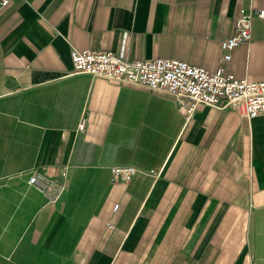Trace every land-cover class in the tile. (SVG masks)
<instances>
[{
  "label": "crops",
  "instance_id": "1",
  "mask_svg": "<svg viewBox=\"0 0 264 264\" xmlns=\"http://www.w3.org/2000/svg\"><path fill=\"white\" fill-rule=\"evenodd\" d=\"M249 8L264 0H15L0 11V264H264V114L188 112L165 93L71 74L76 49L263 82L264 18L223 60ZM117 165L139 173L112 182ZM34 175L50 187L30 185Z\"/></svg>",
  "mask_w": 264,
  "mask_h": 264
},
{
  "label": "built area",
  "instance_id": "2",
  "mask_svg": "<svg viewBox=\"0 0 264 264\" xmlns=\"http://www.w3.org/2000/svg\"><path fill=\"white\" fill-rule=\"evenodd\" d=\"M14 1L0 0V11ZM255 17L264 18V10L249 8L239 11L235 21V34L221 42L225 62L231 60V53L237 46L253 40ZM71 57V74H88L94 78L165 93L174 97L179 107L188 112L206 106L234 108L241 116L249 119L264 114V81L248 82L236 79L224 67L211 72L178 59L127 60L112 52L76 49L72 50ZM86 125L83 115L77 132H83ZM68 169V166L64 167V176ZM110 170L112 182H130L139 173L137 168L130 165L112 166ZM39 178L37 175L30 177L29 184L37 186Z\"/></svg>",
  "mask_w": 264,
  "mask_h": 264
},
{
  "label": "clouds",
  "instance_id": "3",
  "mask_svg": "<svg viewBox=\"0 0 264 264\" xmlns=\"http://www.w3.org/2000/svg\"><path fill=\"white\" fill-rule=\"evenodd\" d=\"M134 143H135L134 141H129V146H130V147H133V146H134ZM91 151H92V149L90 148V149H89V152H91ZM116 153H117V152H115V153H110V152L107 151L106 155H107L108 160H109V161L114 160V159H115V155H116Z\"/></svg>",
  "mask_w": 264,
  "mask_h": 264
},
{
  "label": "water",
  "instance_id": "4",
  "mask_svg": "<svg viewBox=\"0 0 264 264\" xmlns=\"http://www.w3.org/2000/svg\"><path fill=\"white\" fill-rule=\"evenodd\" d=\"M37 185L41 186V187H50V184L48 181L42 179V178H39V181L37 182Z\"/></svg>",
  "mask_w": 264,
  "mask_h": 264
}]
</instances>
